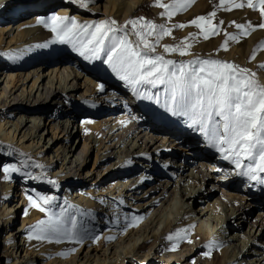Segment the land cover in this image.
<instances>
[{
    "label": "bare ground",
    "instance_id": "bare-ground-1",
    "mask_svg": "<svg viewBox=\"0 0 264 264\" xmlns=\"http://www.w3.org/2000/svg\"><path fill=\"white\" fill-rule=\"evenodd\" d=\"M4 1L7 0H0V6ZM12 1H14L13 4L7 7L8 11H12L14 10V8H22L24 7L23 5L27 4L25 0ZM44 1L45 0H34L32 3L40 4ZM95 1L96 0H91V2L93 3ZM141 1L142 0H107V9L110 14L115 13L116 16H118L119 18L125 19L133 13V11L137 8V5ZM163 1L168 2V4L172 3V0ZM233 9L234 13H236L239 19H244L247 17L250 18L254 14V12L251 11L252 9L248 10L249 8L240 10V8L233 7ZM207 10L208 6L204 8L200 0H192V2L188 4L185 10L177 12L176 15H174L171 19H168L167 16H162L161 20L163 21V24H165L164 22H169L170 27H173L176 24L188 25V22L194 19V17L205 15V13H207ZM56 15L64 16L65 12L63 10H59L56 12ZM33 16L34 17L30 20H19L17 22L15 27V29L17 30L16 36L11 37L8 43L6 44V56L3 55V50H0V63L14 61L15 64L18 66H25L29 62L31 63V61H33L32 63H34L35 61H37L36 59H43V57L45 56H49L52 60L54 59V57H56L55 60L56 63H58L57 65H64V68L67 69L66 73L65 70L62 72L66 79V86L64 85L60 88L54 87V89H51V87L47 85L43 87V84L41 85V82L39 83V73L42 70V65L36 71H30L19 75L20 81L23 79H28L29 77H35L31 89H33L35 84L38 83L36 87L37 89L32 95L31 100H27V97H24V92H22L20 95H14L13 93L7 91V86H3L2 93H0V111H2V115H6L9 118H15L16 115H19V117H17L16 121L14 122L5 121L4 124H2L4 118L0 119V141H6L4 142L5 144H12V142L16 139V142L18 141V143L24 149L31 150L32 148L36 147L39 150L37 151V157L39 159H42L46 163V168H53L54 159L56 163L60 161V168L53 170V172L51 173L53 179H56L58 182L61 181L64 183V181H66L70 184L78 183L77 181L81 180V165L85 161V158H87L89 150L93 147H96L97 158H100L104 165L109 164L108 162L110 159H113L115 156H118V166L119 164L123 163L125 156L127 157L128 155H130L131 158H135L137 160L146 159L152 163H155V165L151 167V165H141L139 162H136L133 168H128L124 170V172H119L117 170L119 168H107L108 171H112V173L110 174L111 176H117L119 178L124 177L127 179L126 183L120 186V188L122 189H119V191L140 190L145 185L147 186L150 183L159 182L166 177L174 181L179 178L180 180L176 183V185H158L150 192L161 195L160 197H158L157 200L154 201V207L155 209L158 208V210L156 211V213L155 210L150 213V215H154L149 220L148 217H150V215L147 216L145 219L141 218L135 221L132 220V217L135 215H127L122 217H118L117 215L114 216V227H120L121 223L129 224L127 227H122L125 232L126 230L129 231V238H125V240L128 242V246L126 247L127 250L124 253L125 257L141 254L145 256L142 259V263L147 262L153 252L155 257H173L167 255L169 254L168 249H171L170 244H167L165 238H162L161 236L164 235L163 233L165 229L170 227V225L175 222V220L172 221L171 218L172 212L174 214L173 210L179 209L180 217L177 216V224H181L183 222V218L185 216H188V221L190 224V235L192 237H197L203 234L206 238H209L213 234L215 237L218 238V241H220L219 255L222 257V263L264 264V252H257L258 248L264 251V210L261 213L257 214L259 207L257 206L258 208L256 209L255 206H252L254 205V201H264L263 193L260 195L259 200L257 199L259 191L264 192V186L259 188L260 190L257 191L250 189V193L248 194V196H252L250 198H246L250 201V205H248L249 201H244V203H246L245 206L242 202L246 199H243L238 195V191L241 192L242 190L243 192L245 189H243L241 186H239V184H237V181H239L237 176L229 177V175L226 174L218 179L213 176L212 173L217 167V170H220L221 174H223L222 171L224 170L219 169V167H221V165L224 166L223 164L225 163V161H221L220 157L216 158L211 155L206 156L205 153L204 155H200L198 151V147L200 146H190V149H183V143L180 142L177 137L173 138V136L175 135L178 136V133L175 131L170 132L168 131V129H164L161 131L158 130L164 134L165 140L160 146H157V141L159 140H157V137L153 135L154 133L151 130L152 128H147V125L143 124L145 122H142L135 118V116H133L135 115V113L141 112L143 106H141L142 103L140 105H137L134 102L133 99L135 98V96L133 95L130 86L126 89L123 87H116L111 90L110 100L112 99L114 102L110 106V109L116 111V113H110L109 115H107V113H98L97 110H90L92 111L91 113H82L81 110L78 109L77 102H75L73 97V94L79 91L78 87L74 84V80L79 78L81 79V73L77 72V69H72V73L69 72V70H71L69 69L71 63V55L70 57L67 55L64 56L63 54L59 55V52L61 51L63 53H67V51H70V53L72 54H75L76 51H73V49L70 48L71 44H61V50H57L58 47L55 48L51 45L48 47L34 46V43H36L40 39V37L43 36V33L46 31V27L37 24V19L41 17L37 16V14H34ZM12 18V15L11 17L6 15L4 19L0 16V23H3L7 20H11ZM100 21H105V19L100 18L98 22ZM4 25L6 27H0V47L2 45L3 35L6 31H9L11 29L9 28V24ZM179 29L183 31V34H193L194 30H199L195 26L192 27L190 25L188 27ZM226 29H230L232 30V32H229ZM225 30V32L223 31L225 39V33L232 34L233 32H237V30L238 32H240V30L237 29L235 26L225 28ZM253 41L254 40L251 35H249L248 38L244 40V45L241 47L239 45L234 44L235 41H230L231 44L229 49L226 52H223L225 53L224 57L232 59L240 57V60L244 62L246 56L251 50V47L253 46ZM10 43L12 44L10 45ZM29 45L32 46L28 48ZM36 48H39L41 50H36ZM4 58L6 60H3ZM94 61L99 62V60ZM91 66H94V63H92ZM98 66L101 72L107 70V64L103 62V59L100 60ZM251 66H253L252 63ZM59 68L61 67H58V69ZM59 72L60 71L58 70V73ZM71 75L73 76V78L71 77ZM13 83H16V79H13ZM68 85H70V87H67ZM85 89L87 93H91V97L99 96L97 97L98 99H96V105H99V103H101V100H104L108 97L103 95L101 91H96L94 88L90 87L89 89ZM152 90L151 92H153ZM31 91L29 92V95H31ZM85 99V105L91 108L92 101L87 98ZM162 102L163 101H161V103ZM49 103H51V107L59 106L61 107V110L62 108H67V110H62L59 113H55L54 121H56V123L54 122V124H52L49 131L52 137H50L48 141L46 143L44 142L43 144L41 142H43L42 140L45 137V133L39 135V133L37 132L42 127V116L43 114L48 112L46 109L49 107V105H47ZM121 105H123V107ZM163 108L164 107H162L160 111H154V116L151 114L152 118L155 119V122H161V124H165L166 126L172 125L173 123L170 124L166 122L168 115H165L163 111L167 110ZM77 114H85L90 116L84 117L82 119L83 123L80 125L79 129L75 131L73 129L74 127L71 128V125L74 122L72 121V118L75 120L76 117H78ZM105 115L107 117H103ZM68 116L69 119L65 120ZM179 118L178 120H176L177 123H174L173 125L175 126L178 124L180 126H183L182 128H184L185 131L187 129L185 133V141L187 142V140H192L190 139V137H197L196 133L199 132L196 130H192V128H189L187 126V119L182 117V121L181 119L179 120ZM49 125H51V123H49L48 126ZM20 131H22V134L20 135V137H18L17 133H19ZM170 135L173 136L170 137ZM71 137L72 139H75L74 145L68 146L67 144L69 143ZM25 140H30V144L25 145ZM55 145L58 146L55 148ZM105 148L106 150L104 151V153L100 155L101 151ZM43 149L46 150V154H42L41 151ZM115 149H119L116 154L113 152ZM4 150L5 153L10 154L11 152L8 146L4 147ZM49 150L52 151V154L50 155L47 154ZM151 150V153L157 155V159H154V161H151V153H149V151ZM179 151H188L187 153H185V155L187 154L186 156H188V158H183V162H186L185 166H176V164L174 163L179 160L182 156L179 154ZM160 159H164V161H161ZM199 163H202V165L199 166ZM203 166L204 169H200V167L202 168ZM188 167H193V172L191 173V175H187L186 173ZM30 169L31 168H29L27 171H31ZM142 171L147 172L148 174H153V177H151L152 175L145 174L141 175V177L137 179L140 172ZM37 173H40V170L31 171L32 175H35ZM222 178H225L224 180H230L229 183L222 185V183H224V181H221ZM31 180L32 182H34L33 179H29L26 176L25 180L22 182V186H24L26 182H30ZM233 183H235L236 185ZM199 184H201V186ZM174 186L176 188L174 191H172V188ZM14 187L15 184L12 180H10L9 177L2 178L0 180V190L3 194H5L2 195L3 198L2 200H0V222L2 218H5V216H7V218L5 219L6 223L1 224V230H3L4 228L7 230L6 232H4V238L8 242H10L13 237L19 235V237H21V241L23 242L21 244L23 246V249L21 250L26 251V254L29 252H32L33 254L38 253L42 257H45L48 251H52L53 253L58 254L62 249L61 244L55 242L49 243L48 241L37 242L34 239L28 238V224L31 223L35 217L39 216V213L36 212L35 208L29 207V200L26 193H23L21 195L22 203L20 208L24 210L22 226L18 229V231H12L11 222H13V220L15 219V214H13L12 211L14 207L9 208V206H7L6 203H2V201H6V198H8L9 194L12 193L11 190ZM69 190L70 189L67 188L63 196L58 199L59 201H55L54 207L56 209V213H59L63 209L68 215L75 216V218L81 225H83L84 223L82 221V218L86 215H88L91 220L95 221L97 219L96 214L92 211V209L96 207L94 200L87 196H84L82 193H77L75 194V196L69 195ZM219 194L220 198L212 203V201L210 200L211 197L217 196ZM19 196L20 195H18V197ZM172 198L173 202L171 203L170 208H165V206H167V204L171 202ZM106 203L108 204V202H105L104 204ZM191 203L198 205L205 203L207 207L201 209L198 213H196L191 208ZM26 211L27 215H25ZM253 214H255L254 217ZM146 220L148 221L144 226H141L140 229L135 230L139 225L142 224L143 221L145 222ZM247 223L251 225V232L243 233L242 231V233H237L238 231L243 230V227ZM86 227L88 234L96 232L95 229L97 226L92 227L91 224L89 226V224L86 223ZM161 227H163V230L161 232H158ZM231 230H235L234 235H232L233 233L231 234ZM252 230L254 233L252 232ZM92 240L94 239L92 238ZM125 242L124 244H126ZM120 243L122 244L123 242ZM83 245L84 244H80L79 248ZM12 246V251H10L9 253H17L19 248L15 250V245ZM4 247V253H8L7 242L5 243ZM195 247H197V243H193L190 248L193 250ZM190 248L188 249L187 253H183L177 256L178 258L176 257L174 261H179L184 256H189L190 252H194L191 251ZM117 249V246L112 247L111 250H115L114 253H110V247L103 251L102 255L105 256V259L102 260L101 264H112L111 260L114 259L117 253ZM144 249H147L148 252L141 253ZM92 251H94V249ZM87 256L91 261L89 262L88 260L86 264H99V260H95L94 258L91 259V252L88 253L85 258H87ZM14 257L17 258L16 255H14ZM22 259H26V262H28V264H35L34 262H30L31 256L26 258V256L24 255ZM17 261L19 260L16 259V262L14 264H17ZM55 263L56 262L53 261V264ZM204 263L210 264V261L204 260ZM120 264L123 263L120 262Z\"/></svg>",
    "mask_w": 264,
    "mask_h": 264
},
{
    "label": "rangeland",
    "instance_id": "rangeland-1",
    "mask_svg": "<svg viewBox=\"0 0 264 264\" xmlns=\"http://www.w3.org/2000/svg\"><path fill=\"white\" fill-rule=\"evenodd\" d=\"M33 1L34 0H25L27 4L23 5L24 7L14 8V10L12 11H8L7 7L13 4L14 1L7 0L1 4L0 16L3 17V19L6 15L10 17L11 15L13 16L11 20H7V21H4L3 23H0V27L4 28L6 27L4 24H9V28H11L9 31H6L7 33L5 32V34L3 35V40H2V45L0 47V50L1 51L3 50L4 56H6V51H7L6 44L8 43L11 37L16 36L17 30L15 29V27H16L17 22L19 20H25V21L30 20L31 18L34 17L33 16L34 14H37V16L47 20L48 17L52 15H56L57 11L63 10L65 12L64 16L75 18L76 20L80 22L82 21L81 23L98 22L100 18H103L105 19V21L115 19L118 25H123L129 19H136L139 17H144L147 20H151L157 24H163V21L161 20L162 16L160 15V13L163 12L164 10L160 7L155 6V0H142L137 5V8L133 11V13L130 14L125 19L119 18L118 16H116L115 13L110 14L108 12L107 0H96L94 3L91 2V0H87L88 2L87 8L81 7L78 3H72L70 2V0H67V1L45 0L44 2H41L40 4L38 3L33 4L32 3ZM200 1L202 2L204 8L208 6L207 13H205V15L203 16H207L209 13L215 12L216 15L213 18L212 22L214 24H219L220 21L224 22L223 25H220L219 34L211 36L209 39L205 40L203 38V35L200 33V29L199 30L196 29L194 30V33H193L195 34V39L194 40L189 39L185 41L186 43L191 44V49L188 50L189 51L188 55L181 57L179 56L178 53H170V54H165L166 58L174 59L177 61H186L189 59L200 57V58H215V59H221L224 61H232L242 67L249 68L251 71L257 72V78L259 82L264 83V68L260 67L261 64H264V48L261 47L262 42H264V29L257 28L255 31L251 32L250 35L251 37H253V40H254L253 46L251 47V50L249 51V54L246 56L244 62L240 60V57L233 58V59L224 57L225 53L223 52H226L229 49L230 44H231L230 41L228 43V49L226 51L221 48V45L223 44L225 40L224 35H223L224 32L226 30H228L229 32H232V30L230 29L225 30V28L233 27L235 26V24H246L247 25L249 23L255 26L261 23L262 21H264V18H262L260 15L259 6L257 5L256 10H253V9L251 10V8L247 7V0H234V3H244L245 7L240 8V10L249 8L248 10H251L252 12H254V14L250 18L247 17L244 19H239L236 13H234L233 3H230L229 0H225V3L223 5L220 3V0H200ZM162 2L168 3V2H164L163 0ZM229 8H231V10H228ZM164 23L170 27L169 22L168 23L164 22ZM190 26L194 27L193 25H190ZM239 33L240 32H238L237 30V32H233L232 34L239 35ZM189 34L190 33L183 34V31L181 29L173 28L172 35L165 36L160 41V46H158L157 51L160 53H163L162 46L164 44H169V45L178 44L181 41H184L185 38L189 37ZM55 38H56V34L53 33L50 30V28H46V31L43 33V36H41L40 39L36 43H34V46L44 47V45H47L48 47L51 45L52 47H55V48L58 47L57 50H61L60 43H53ZM246 38H248V36L242 37L241 40L243 41H240L239 43L234 42V44L239 45L241 47L244 45L243 43ZM11 44L12 43H10V45ZM62 45H67V44H62ZM31 46L32 45H29L28 48H30ZM70 48L72 49V45H70ZM36 50H41V49L36 48ZM254 50L256 51V59L250 60V57ZM61 52H59V55L63 54L64 56L67 55L69 57L71 55V59H70L71 63L69 66L70 67L69 69L71 70L68 69L69 72H71L72 69H77L78 70L77 72L81 73L80 75L81 79L79 78V79L74 80V84L78 87L79 91L75 92L73 94V97H74L75 102H77L78 109L81 110L82 113H91L92 111L90 110H96V106L94 105L97 104L96 99H98L97 97H99L97 95H96L97 97H94V96L91 97L90 96L91 93H87L85 88L89 89L91 87L97 91L99 89V85L102 84L104 86V91L102 93L103 95L108 96L107 98H105L106 100H110L111 98L110 92L113 88L123 87L126 89L129 87V86H126L124 81H121L115 75V73L112 72V70L108 67V65H107V70L104 72L103 71L101 72L98 66L100 60L99 62H95L94 60H85L82 56L79 55L78 52H75V54L70 53V51H67V53H63V52L61 53ZM55 58L56 57H54V59L52 60L50 59L49 56H45L43 57V59H36L37 61H35L34 63H32L33 61H31V63L29 62L30 64L27 63V65H25L26 67L16 65L14 61L0 63V72H1L0 74V93H2L3 86H7L8 92L13 93L14 95H20L22 92H24V97L25 98L27 97V100H31L32 95L37 89L36 87L38 83H36L33 89H31V86L35 80V77L34 76L29 77L28 79H23L20 81L19 75L30 72V71H36L41 65H42V70L39 73V77H40L39 83L41 82V85L43 84V87L47 85V86H50L51 89L52 88L54 89V87L60 88L64 85L66 86L65 84L66 79H65V76L62 74V72L65 70V73H66L67 69L64 68V65L58 66L57 65L58 63H56ZM3 60H6V59L4 58ZM92 63H94V66H91ZM251 63L253 64V66H251ZM58 67H61V68L58 69ZM58 70L60 71L59 73H58ZM71 77L73 78L72 75ZM13 79H16V83H13ZM67 87H70V85H68ZM30 91H31V95H29ZM152 91L155 93L160 92L161 96H163V86L153 89ZM85 98L92 101L91 108L85 105L86 104ZM104 100H101V102ZM133 100L137 105H140L142 103L141 106H143L142 111L139 113L138 112L135 113V115L133 116H135V118H137L138 120L145 122L143 124L147 125L146 126L147 128H150V127L152 128L151 130L154 133L153 135H155L157 137V140H159L157 141V146H160L165 140L164 134L160 132L161 130L168 129V131L170 132L175 131L178 133V136L170 135V137L172 136L173 138L177 137L179 141L183 143V146H184V147L182 146L183 149H187V148L190 149V146L191 147L200 146L198 147L199 148L198 151L200 155H204L205 153L206 156L211 155L216 158L220 157L221 161L223 162L225 161V163L223 164L224 166L221 165V167H219V169L224 170L222 171L223 174H221L219 170L217 173L216 172L212 173L214 177L218 179L220 177H223L226 174H228L229 177L237 176L234 174L235 166L232 165L229 161L223 160L221 154L218 153L215 148L210 147L208 141L200 133H196V136L197 137L199 136L198 138L190 137V139L192 140H187V142L185 141L186 140L185 133L187 129L185 131V129L182 128L183 126H180L178 124L175 126L173 125L174 123H177L176 120H178L179 117L173 116L170 112L162 110L165 115L166 114L168 115L166 122L170 124L173 123V124L166 126L165 124H161V122H155V119L152 118L151 114L154 116V113H153L154 111H160V109H162V106H161L162 103L157 104L154 101L145 100V99H137L136 97ZM50 104L51 103L47 104L49 105V107L46 109L48 112L43 114L42 127L37 132L39 133V135H42L43 133H45V137L42 140L43 142H41L43 144L44 142L46 143L50 137H52L49 131H50V127L52 126V124H54V122L56 123V121H54L55 113H59L62 110H67V108H62L61 110L60 109L61 107L59 106L51 107L52 105ZM1 112L2 111H0V119L4 118V121L2 124H4L5 121L14 122L16 121V118L19 117V115H16L15 118L14 117L9 118L6 115H2ZM77 115L78 117H76L75 120L72 118V121L74 122L71 125V128L74 127L73 129L75 131H77L80 125L83 123L82 119L84 117L90 116V115H85V114H77ZM103 117H107V116L105 115ZM67 119H69V116L65 120ZM180 119L182 120V117H180L179 120ZM49 123H51V125L48 126ZM21 134H22V131L17 133V136L20 137ZM74 140L75 139L74 138L72 139L71 137L67 145L68 146L74 145ZM4 142L6 141H2V142L0 141V164H15L18 168L21 169V171L18 173L8 174L7 177H9L10 180L14 182L15 187L12 188L11 190L12 193L9 194L8 198H6V201H2V203H6V205L9 206V208L14 207L12 211H13V214H15V219L13 220V222H11L12 231L16 232L22 226L24 210H22V208L20 207L22 203L21 195L23 193H26L27 196L29 195L33 196V199L37 198L36 196L37 193H40L41 195L55 197L56 199L53 201L52 205L48 207L51 212H56L54 203L55 201L57 202V200L63 196L67 188L70 189L69 195L75 196V194L77 193H82L84 196H87L94 200L96 207H94L92 211L96 214L97 219L95 221L91 220L90 217L86 215L85 217L82 218V221L84 222L82 226L83 228L87 229L86 227V223H87L89 224V226L91 224L92 227H96V226L97 227L95 229L96 232H92V234H88V233L86 234L84 242L80 243L84 245L81 246L80 248H79L80 244L69 242V241H64L62 243H59L62 245V249L58 254H55L52 251H48L46 253V256L42 257L38 253L33 254L31 252L32 253L31 254L29 252L26 254V251L21 250L23 249V246L21 245L23 242L21 241V237H19V235H17L16 237H13V239L10 240V242H8L4 238V235H5L4 232H6L7 230L5 228L1 230L2 229L1 224L6 223L5 219L7 218V216H5V218H2L0 222V264H7V263L14 264L16 262V259L19 260L17 261V264H28V262H26V259H22L24 255L26 256V258L31 256L30 262H34L35 264H53V261L56 262L55 264H64V263L65 264H86L88 260L89 262L91 261L88 258V256L87 258H85L86 255L90 252L92 256L91 259L92 258H94L95 260L97 259L99 260V264H101L102 260L105 259V256L102 255V252L105 251L108 247H110V253L111 252L114 253L115 250L112 251L111 249L112 247H115V246H117L118 249H117V253L114 259L111 260L112 264H120V262H122L123 264H205L204 260L210 261V264H224L222 263V257L219 255V250H220L219 242L220 241H218V238L215 237L213 234L209 238H206L203 234L197 237L196 236L192 237L190 235V224L188 221V216H185L183 218V222L181 224H177V221H178L177 218L180 217L179 209L173 210L174 214L172 212L171 218H172V221L175 220V222L171 224L170 227L166 228L163 233L164 235L161 236L162 238H165L167 244H170L171 249H168L169 254L167 255L173 256L171 257L172 259L169 257L165 258L164 256L162 258L155 257L154 252L150 255V258L145 263H142V259L145 256L141 254L125 257L124 253L127 250L126 247L128 246V242L125 240V238L127 239L129 238L128 237L129 231L126 230L125 232L123 228L127 227L129 224L121 223L120 227L118 228L114 227L113 225V221L115 220L114 216L117 215L118 217H122V216H127V215L128 216L135 215L137 217H141L142 219H145L147 216L150 215L151 212H153V210H155V213H156L158 208L155 209L154 201L157 200L161 194L150 193V192L158 185H165V184H172V185L175 184L176 185V183L180 179L177 178L174 181L166 177L159 182L150 183L147 186L144 184L145 186L141 188L140 190H136V191L121 190L119 191V189H122L120 188V186L124 185L127 179L124 177L119 178L117 176L116 177L111 176L110 174L112 173V171L111 172L108 171L107 168L109 167H113V169L119 168L117 169L119 172H122V171L124 172V170L128 168H133L136 162L137 163L139 162L141 165H148V166L151 165V167H153L155 163H152L146 159L137 160L135 158H131L130 155H128L127 157L125 156L123 163L119 164L118 166H117V163L119 161L118 156L117 157L115 156L114 157L115 159L114 158L110 159L108 162L109 164L104 165L101 159L97 158L96 147H93L89 150L87 154V158H85V161L81 165V180L77 181L78 183L76 184L74 183L70 184L69 182H66V181H64V183L61 181L58 182L56 179H53L51 175L53 170L60 168V161L56 163L54 159L53 168L51 167L46 168L45 167L46 163L42 159H39L37 157L38 156L37 151L39 150L36 147L32 148L31 150L24 149L21 147L18 141L16 142V139L12 142V144L10 143L5 144ZM30 142H31L30 140H25L24 144L27 145V144H30ZM7 146L10 148V151L12 153L11 152L10 154L5 153L4 147H7ZM57 146L58 145H55V148ZM119 149H115L113 152L116 154ZM105 150L106 148L101 151L100 155H102ZM41 152L42 154L44 153L46 154L45 149H43ZM151 152L152 150L149 151V153ZM187 152L188 151H185V152L179 151V154L182 156L179 160L174 162L176 166H180V165L185 166L186 162L185 161L183 162L184 160L183 158H188V156H186L187 154L185 155V153ZM47 154L48 155L52 154V151L49 150ZM150 156H151V161L152 160L154 161V159H157V155H155L154 153H151ZM160 160L164 161V159H160ZM36 165H44V166L40 168V167H36ZM201 165L202 163L201 164L199 163V166ZM29 168H31L30 169L31 171L40 170V173H37L34 176H41L42 179L34 180V182H32L31 180L30 182H26L25 185L22 186V182L26 178V176L23 175V173H31V171L29 172L27 171ZM187 169H188L186 172L187 175H191V173L193 172V167H190V168L188 167ZM145 174L152 175L151 177H153V174H150V173L148 174L147 172L142 171L140 172L137 179H139L141 175H145ZM261 175L264 176V174H261ZM237 177L239 179V181H237V184H239V186L245 189L243 192L242 190L241 192L238 191V195L242 197L243 199L247 198L248 196L247 194L250 193V189L257 191V190H260L259 188L264 186V185L256 183L255 181H249L245 177H240V176H237ZM2 178H6V176L5 174L0 173V180ZM48 180L55 181V184L47 183ZM229 181L230 180H224V183H222V185L229 183ZM199 185L201 186V184ZM175 188L176 187L174 186L172 188V191H174ZM262 193L264 194L263 191L261 192L259 191L257 195L258 200ZM2 195H5V194H3L0 190V200H2L3 198ZM18 195L20 196L18 197ZM173 198L171 199V202H169L167 206H165V208L167 209L170 208L171 203L173 202ZM219 198H220V194L217 196H212L210 200L213 203L217 201ZM244 201L245 200H243L242 202L243 205L246 204L244 203ZM105 202H108V204L107 203H106L107 205L104 204ZM248 205H250V201L248 202ZM257 206L259 207L257 214H259L264 210V201H261V204ZM206 207L207 205H205V203L199 204V205L193 203L191 205V208L196 213H198L201 209H204ZM36 212L39 213V216L35 217L33 221L28 224V228H27L28 234H30L31 226L35 225L41 219L46 218V215H47L46 213H42L38 209H36ZM255 214H253V217L255 216ZM153 215L154 214L150 215V217H148V220ZM148 220H146L145 222L143 221L144 223L142 222V224L139 225L135 230H138L141 228V226H144ZM181 229L185 230L183 233H181L182 236L186 237L184 239L176 238L177 231ZM162 230H163V227H161L158 230V232L159 231L161 232ZM242 231L243 233L251 232V225L247 223L243 227V230L238 231L237 233H242ZM230 232L231 234L233 233L232 235H234L235 230H231ZM31 234L35 236V233H31ZM169 235H172L174 238L172 240H169L168 239ZM95 237H99V239H95ZM109 237H111V239H109ZM92 238L94 240H92ZM33 239L37 242L47 241V240H38L35 238ZM6 242H7V250H8L7 252L8 253H4L5 252L4 245ZM120 242H123V243L121 244ZM124 242L126 244H124ZM193 243H197V247H195L192 250L190 247ZM12 245H15V250L19 248L17 253L15 252L13 254L9 253L10 251H12V247H13ZM73 248L75 249V251H71ZM189 248L191 249V251H194V252L192 253L190 252L189 256L187 257L184 256L179 261H174V259L177 256L183 253H187ZM93 249L94 251H92ZM20 251H21V256H20ZM146 252H148V250L144 249L141 253H146ZM257 252L263 253L264 251L258 248ZM60 253H67V255H59ZM14 255H16L17 258H15ZM231 264H234V263H231Z\"/></svg>",
    "mask_w": 264,
    "mask_h": 264
},
{
    "label": "snow or ice",
    "instance_id": "snow-or-ice-1",
    "mask_svg": "<svg viewBox=\"0 0 264 264\" xmlns=\"http://www.w3.org/2000/svg\"><path fill=\"white\" fill-rule=\"evenodd\" d=\"M87 8V0H70ZM192 0H172L171 4L155 0V6L164 11L161 16L171 19L177 12L185 10ZM235 8L244 7V3H234ZM223 5L225 0H220ZM264 18V0H247V7L256 10ZM228 10H231L229 8ZM216 13L207 16H197L186 24H176L174 28H184L193 25L200 29L205 40L219 34L220 25L214 24ZM235 23V22H233ZM37 24L43 25L56 34L53 43L71 44L73 51L79 53L85 60H101L108 65L113 73L130 86L137 99H145L162 104L173 116L187 119V126L198 131L221 154L224 160L235 166V175L245 177L264 185V83H260L257 72L242 67L232 61L215 58H194L177 61L166 58L165 54L178 53L183 57L189 54L191 44L185 41L195 39V34H189L175 45L164 44L163 53L157 51L160 41L165 36H171L173 27L157 24L144 17L129 19L123 25H118L115 19L80 23L75 18L52 15L47 20L38 18ZM240 30L239 35L225 33L221 48L228 49L229 41L240 42L257 28L264 29V21L253 26L235 24ZM47 47V45H44ZM261 47L264 48V42ZM256 59L254 50L250 60ZM264 68V64L260 65ZM163 86V96L160 92L153 93L151 89ZM99 91L104 86L99 85ZM88 122V121H86ZM42 168L43 165H36ZM21 169L15 164H0V173H18ZM29 179L40 180L41 176L23 173ZM47 183L55 184L48 180ZM29 195V207L46 213L31 226L29 239L47 240L49 243L69 241L80 244L85 239L87 229L70 216L65 210L59 213L51 212L49 207L56 199L52 196L36 194ZM27 215V211L25 212ZM141 217L133 216L132 220ZM185 230H178L176 238L184 239ZM31 233H35L33 236ZM174 237L168 236L169 240ZM99 239V237H95ZM111 239V237H109ZM190 242V241H189ZM71 251H75L73 248ZM59 255H67L60 253Z\"/></svg>",
    "mask_w": 264,
    "mask_h": 264
}]
</instances>
